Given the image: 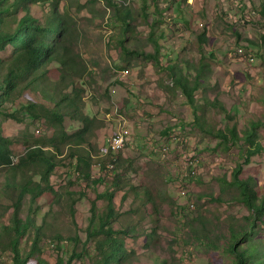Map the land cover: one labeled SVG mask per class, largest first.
<instances>
[{"label": "rangeland", "instance_id": "374dc122", "mask_svg": "<svg viewBox=\"0 0 264 264\" xmlns=\"http://www.w3.org/2000/svg\"><path fill=\"white\" fill-rule=\"evenodd\" d=\"M16 1L5 0L3 5ZM120 1L132 17L126 34V44L136 51L132 55L120 52L118 38L125 23L104 0L29 2L41 22L50 18L53 8L67 18L68 37L85 72L76 84L84 89V112L94 122L88 142L68 140L58 152L49 141L59 128L37 121L24 109L31 99L42 103L40 96L18 87L10 100L3 99L0 130L12 139L13 156L42 141L59 161L51 177L59 195L42 196L32 204L26 194L21 216L32 214L30 206L36 208L32 217L37 226L43 224L44 258L55 263L59 255L76 253L72 264H95L104 234L90 227L92 203L96 194L112 191V224L128 230L129 252L117 264H234L228 250L233 232L252 216L231 183L237 165L244 167L241 178L253 177L264 198V150L246 164L249 144L242 138L253 123L264 124V0ZM25 12L22 6L11 10L5 27L14 28ZM156 47L162 65L147 56ZM11 53V48L0 50V57ZM5 72L2 69L0 82ZM175 77L189 87L196 84L194 105L173 84ZM83 127L70 117L64 120L68 134ZM233 127L237 141L232 139ZM122 129L129 131L126 143L114 170L106 171L100 163L108 141ZM257 130L256 141L264 145V126ZM86 154L94 156L91 174L99 179L96 183H88L77 168L78 155ZM21 176L0 166L1 224L10 222L12 212L14 192L6 187ZM106 205L104 197L97 199L96 214L105 212ZM35 229L24 237V251L30 250ZM255 235L264 257V222ZM5 239L3 235L0 240V264H12Z\"/></svg>", "mask_w": 264, "mask_h": 264}, {"label": "trees", "instance_id": "16d2710c", "mask_svg": "<svg viewBox=\"0 0 264 264\" xmlns=\"http://www.w3.org/2000/svg\"><path fill=\"white\" fill-rule=\"evenodd\" d=\"M0 0V50L12 49L9 57H0V73L5 69V75L0 82V104L3 99H9L13 91L18 87L20 90H30L42 98V103L36 100H30L24 109L37 121L44 120L55 124L59 131L50 136L51 147L60 152L63 143L88 142L87 134L94 118L84 112V89L76 84V81L82 79L84 75V66L80 55L74 50L73 43L69 39L70 26L64 14L56 13L53 8L50 18L46 22L32 15L29 7L30 1L39 0H17L12 6H4ZM44 1V0H43ZM59 2V0H52ZM107 7L117 13L118 18L125 23V30L121 38H118V48L121 53L133 54L126 44V34L130 29L132 19L126 3L120 0H104ZM21 6L25 9V15L17 20L14 28L5 27V17L14 8L18 10ZM156 42V41H155ZM144 54V53H139ZM159 49L147 54L148 58L153 60L154 64H161L159 58ZM168 68L169 65H165ZM173 71V68L172 70ZM173 84L181 88L182 93L187 97L188 102L194 105L193 92L196 90V84L189 87L184 83L181 77H175ZM38 110L42 111L39 112ZM40 113V115H38ZM15 117L13 115H8ZM70 117L84 124L82 130L68 134L63 129L64 120ZM264 126L263 123L256 122L252 124L251 129L245 131L243 139L249 144L248 155L244 162L249 164L254 155L264 150V145L258 143L257 129ZM232 139L237 141L240 137L236 128L230 129ZM224 139L225 133H219ZM12 139L5 137L0 130V166H7L11 171H20L21 180L15 179L8 183L6 190L14 192L12 197L9 223H0V240L3 235L6 237V245L9 246L12 255V264H72L76 253L70 257L59 255L56 262L41 255V232L43 224L36 225L35 217H32L36 208L29 207L32 214L23 218L21 209L26 194L30 195L31 203L34 204L40 197L49 196L56 199L59 191L55 190L51 177L59 165L58 156L48 151L42 141H35L29 144L24 155L20 157L13 156L11 149ZM103 163L100 166L108 170H114L118 162V153L106 151ZM16 158V159H14ZM92 154L78 155L76 165L84 178L92 183L98 182L91 174ZM104 166H103V165ZM112 166V167H111ZM244 170L241 164L237 165L233 171L232 185L239 190V198L252 212V216L247 218L248 224L240 230H234L232 243L228 250L235 256L234 264H264V257L260 254L261 248L255 240V234L260 230V223L264 222V198H261L256 189V181L253 177L242 179L241 174ZM37 176L38 180L34 177ZM95 179V180H94ZM118 184V183H116ZM104 197L107 200L106 211L100 215L96 214V200ZM121 199H124L122 196ZM93 215L90 221V227H96V233H103L104 237L99 241L100 258L95 264H117L125 259L129 250L125 242V234L128 233L126 227L115 228L112 219L115 216L114 192L105 191L98 193L92 203ZM35 229V238L30 250L22 249V242L32 227ZM93 229V228H92ZM92 234H95L91 230ZM239 239L245 240L239 242Z\"/></svg>", "mask_w": 264, "mask_h": 264}, {"label": "built area", "instance_id": "2783aa9c", "mask_svg": "<svg viewBox=\"0 0 264 264\" xmlns=\"http://www.w3.org/2000/svg\"><path fill=\"white\" fill-rule=\"evenodd\" d=\"M128 134H129V131L127 129H122L121 131L117 132L116 135H114L113 137L109 139L108 149L112 153H115V154L120 152L124 148ZM189 162L191 164L194 163V161H189Z\"/></svg>", "mask_w": 264, "mask_h": 264}, {"label": "clouds", "instance_id": "9594fccd", "mask_svg": "<svg viewBox=\"0 0 264 264\" xmlns=\"http://www.w3.org/2000/svg\"><path fill=\"white\" fill-rule=\"evenodd\" d=\"M108 148V147H107ZM109 150V149H108ZM110 151V150H109Z\"/></svg>", "mask_w": 264, "mask_h": 264}]
</instances>
